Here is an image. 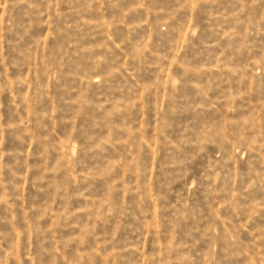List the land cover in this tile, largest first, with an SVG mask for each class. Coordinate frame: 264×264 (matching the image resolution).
Segmentation results:
<instances>
[{"label":"rangeland","instance_id":"rangeland-1","mask_svg":"<svg viewBox=\"0 0 264 264\" xmlns=\"http://www.w3.org/2000/svg\"><path fill=\"white\" fill-rule=\"evenodd\" d=\"M0 264H264V0H0Z\"/></svg>","mask_w":264,"mask_h":264}]
</instances>
